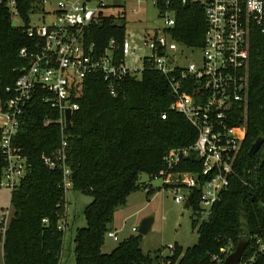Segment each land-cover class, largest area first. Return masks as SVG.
<instances>
[{
    "label": "trees",
    "instance_id": "trees-1",
    "mask_svg": "<svg viewBox=\"0 0 264 264\" xmlns=\"http://www.w3.org/2000/svg\"><path fill=\"white\" fill-rule=\"evenodd\" d=\"M18 2L25 20L31 0ZM205 26L199 6L177 5L175 25L168 33L177 42L197 48ZM92 32L90 41L102 50L109 39H123L124 27L109 20ZM26 44L24 29L13 27L7 9L0 6L1 88L11 86L17 78L23 65L18 51ZM171 102L166 78L149 68L139 76H127L115 97L107 93L99 77L85 80L79 109L72 115L71 127L64 130V164L71 190L91 198L83 211L86 225L74 236V264H221L214 259L222 249L232 251L243 235L249 241L255 236L264 242V145L256 155L248 156L253 143L264 139V31L254 30L249 39L247 107L239 113L245 138L229 187L206 220L198 223L191 218L197 242L186 249L174 244L170 255L153 257L141 250L139 235L127 238L109 253L102 252L116 210L131 193L146 189L139 182L140 175L154 179L169 150L189 147L196 139L186 120L169 111ZM163 113L165 119L160 117ZM57 119L58 112L43 104L38 95L22 114L12 143L31 169L10 194L13 212L4 232L1 264H60L64 231L59 227L65 213L62 168L49 169L43 163V157L56 161L63 141ZM197 167L198 162H182L177 170L195 171ZM2 169L0 163V176ZM251 251L249 244L244 258Z\"/></svg>",
    "mask_w": 264,
    "mask_h": 264
},
{
    "label": "built area",
    "instance_id": "built-area-1",
    "mask_svg": "<svg viewBox=\"0 0 264 264\" xmlns=\"http://www.w3.org/2000/svg\"><path fill=\"white\" fill-rule=\"evenodd\" d=\"M127 1L31 0L24 20L18 0H0L12 26L23 28L27 38V44L18 51L23 65L17 78L11 86L0 87V188L13 191L30 172V164L12 142L25 108L36 95L58 112L56 121L63 141L56 161L43 157V163L49 169L62 168L66 193L71 182L64 164L65 112L69 111L72 119L79 109L85 80L99 77L107 93L115 97L127 76H139L149 68L167 80L172 96L169 111L182 116L196 133L191 146L167 152L163 168L154 179H160L161 186L171 191L176 204L185 203L191 194L189 207L195 218L206 220L229 187L245 138L239 113L247 107L249 39L254 30L264 31V0H133L138 5L155 6L163 28L129 40L121 25L123 39L119 42L111 38L97 50L90 41L93 28L124 19ZM189 3L202 9L206 23L202 44L197 48L177 42L168 33L175 25L176 6ZM46 18L50 20L45 22ZM137 51L146 53L135 57ZM194 53L198 56L190 58ZM128 59L130 64L126 63ZM136 62H140V68L135 67ZM165 116L163 113L160 117ZM182 162H198L197 170H177ZM149 186L145 185L146 190ZM5 229L0 230L1 242ZM59 229L64 227L60 225ZM115 235L113 231L107 233L109 238ZM247 241L252 251L239 264H264V242L255 236ZM232 251L222 249L214 260L222 263Z\"/></svg>",
    "mask_w": 264,
    "mask_h": 264
},
{
    "label": "rangeland",
    "instance_id": "rangeland-1",
    "mask_svg": "<svg viewBox=\"0 0 264 264\" xmlns=\"http://www.w3.org/2000/svg\"><path fill=\"white\" fill-rule=\"evenodd\" d=\"M37 7L41 8L40 5ZM125 10L124 19L116 20V23L125 26V35H130L129 40L133 37H141L143 32H153L163 28V20L159 11L152 4L138 5L133 0H128ZM49 20L50 18H46L45 22ZM145 53L146 51H137L135 57H140ZM197 56L198 53H194L190 58ZM126 63L131 62L128 59ZM134 65L137 68L141 67L140 62ZM263 145L264 143L260 148ZM139 182L150 185L153 192L149 194L146 189H139L127 197L125 205L114 213L110 225V230L116 234L115 238H109L107 233L104 235L102 252L109 253L127 238L139 236L138 228L141 222L148 218L152 219L150 230L147 235L141 236L140 241V248L144 254L166 257L170 255L174 244H178L183 249L193 246L198 236L196 229L192 230L190 226L191 218L196 219L192 208L185 209L184 203H174L171 191L161 186L160 179H149L141 174ZM10 194V190L0 188V230L7 227L12 216ZM90 201L89 196L75 190L70 189L65 193V213L60 223L62 227L65 226L60 264H74V236L77 229L86 225L83 211ZM2 219L4 223L1 224ZM196 220L198 223L201 222L199 218ZM132 229H136V232H132ZM1 262L2 242L0 241V264Z\"/></svg>",
    "mask_w": 264,
    "mask_h": 264
},
{
    "label": "water",
    "instance_id": "water-1",
    "mask_svg": "<svg viewBox=\"0 0 264 264\" xmlns=\"http://www.w3.org/2000/svg\"><path fill=\"white\" fill-rule=\"evenodd\" d=\"M35 1L39 2V0H35ZM70 119H71V114L69 111H66L64 120H65V127L67 129L71 127ZM263 142H264V139L259 138L253 143V145L250 147L248 151V156L250 158L255 155V153L259 150ZM191 200H192V195L190 194L184 203L185 209L189 208ZM151 223H152L151 218L143 220L138 228L139 235L141 236L147 235V233L150 230ZM247 245H248V241L245 238V235H243L242 238L238 241V243L234 247L233 251L229 255L226 256V258L222 261L221 264H239L242 258L244 257V253H245V249Z\"/></svg>",
    "mask_w": 264,
    "mask_h": 264
},
{
    "label": "crops",
    "instance_id": "crops-1",
    "mask_svg": "<svg viewBox=\"0 0 264 264\" xmlns=\"http://www.w3.org/2000/svg\"><path fill=\"white\" fill-rule=\"evenodd\" d=\"M2 256H3V253H2ZM2 263V262H1Z\"/></svg>",
    "mask_w": 264,
    "mask_h": 264
}]
</instances>
